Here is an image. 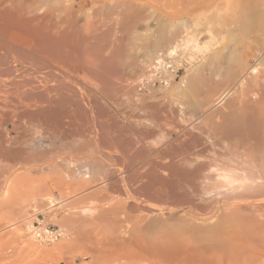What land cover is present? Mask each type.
Listing matches in <instances>:
<instances>
[{
    "label": "rangeland",
    "instance_id": "374dc122",
    "mask_svg": "<svg viewBox=\"0 0 264 264\" xmlns=\"http://www.w3.org/2000/svg\"><path fill=\"white\" fill-rule=\"evenodd\" d=\"M165 2L167 4V6L170 5L171 7L169 8V6H168L167 10H166V7H164L163 10H162V8H160V9L156 8L155 9L156 11L152 15L148 12V10L146 8H144L145 10L143 8H141L143 10H138L139 8H137V10H135L134 13H136V14L138 13L137 14L138 16L133 15L134 13H133V11H131L132 9H129V10L133 14L131 13V14L126 15L129 10L126 9L127 11L123 13L124 8L117 10L116 13H115L116 9H113L114 11L111 9L113 12L111 10H110L111 12L109 10H107V11L105 10L106 12L101 11L102 13L97 12L98 15H97V13H95L94 14L95 16L93 15L95 18L92 17L93 20L91 19V21L94 25L92 23H90V25L92 24V26H89V28H87L89 30H86L87 26H86V24H84L83 19L78 24V26L72 27V26H70V24L69 25H67V24L65 25V23L63 24L62 23L63 20L61 18L64 19L65 15H62V14H64L62 12H61V14L58 13L59 11H62V7L61 6H59V7L58 6H54V7L51 6L48 9V13H49V11L52 12V16L54 17V20L52 22V17H49V18H51V19H48L49 25L46 26L47 28L44 26L45 27L44 31L47 29L46 30L47 34H51V35L58 37V40H57V43H51L49 45L47 44V45H44L46 47L42 46L41 47L42 49L40 48L41 53H43L44 52L43 50L46 49L44 54H40L44 58H42L40 60H36L38 58L31 57V59L29 60L28 56L26 55L27 56L26 57L24 55L25 56L24 57L23 54L21 55L20 51L17 55L18 49H16V48L11 47L12 50H10V48L0 47L2 49V50H0V69H1L0 70V77H1L0 83L5 88V90H4V88L2 86H0V97L2 98V99H0V102L3 100L2 103H0V109H2V111L0 110V136H1L0 137V146H1L0 147V155H1L0 156V176H1L0 177V191H2L3 186L5 187V184H6L5 182H8V181H10V182L14 181V184L16 186H18V188H20V189L22 187H24V189H25V188L29 187L28 185H30V187L31 186L36 187L39 185L40 189L38 188L39 186L37 188H38V190H40V192H39L40 194H37L38 195L37 198H40V195H43V194H45L44 196H46V192L49 190L50 193L47 192V194H50L52 196L51 198H53V200H54L53 203L56 201L55 202L56 204L54 205L55 207L54 208L52 207L49 209L48 205L47 206L44 205L45 204L44 202H46L48 200L45 199L46 197L45 198L41 197L40 199H37V204H36L39 209H36V207H35L34 212H29L28 211L29 207L28 208L26 207L25 211H28V212L22 214V217L27 218L26 214L29 215L28 213H30L31 216L29 215L30 219L28 218L26 221H23L22 230L23 229L25 230V227H24L25 222L29 223L32 226L34 224V222H36V221H42V225H46V226L50 225V226L55 227L57 229H61V228H59L61 226L58 224L62 220V218H66V217L70 216V217H72V219H77V217H78V219H80V217H81L80 220H86L87 215H85L84 209H88V208L94 209V207H99V206L107 207V206L115 205L116 202L121 203L122 206H123V204H129L130 206L131 205L134 206V204L139 205V206L140 205H146V206L157 205V204H159V199L157 197H153V196H156L153 193L156 192L158 186L160 189H162V188H164V185L161 186L160 184H157V183H154V184H156V185H154V184H152L150 178L154 179L155 176H157L158 174H159L158 178L160 176H162L163 178H166V179H169V177H170V179L171 178L173 179L174 177L177 178V176H178L177 174L179 173V169L177 167H175V168L173 167L171 170H169V171H171V173H170L169 171H163L166 169L168 170L170 166L164 167L165 169H163L162 166H164V165L167 166V164L169 163L171 158L172 159L174 158V160L177 161V160H179V158L180 159L183 158V155L184 156H190V155L193 156L195 151H196L195 152V154H196L197 150L199 151V149L202 148V145H204L203 142H207L206 140H208V142H210L209 137H207L208 136L207 135L208 134L207 128H209L210 126L205 127L207 124H205V126H204V124H202L204 122L203 121L200 122L201 120H203L205 118L204 116H206V115L209 116L208 115L209 113L207 114V112H205V111L207 109L209 110L212 106H213V108H215V110L219 106V107H221V109L223 111H226V108H222V107H226V106H228L229 103L233 102V101H230V98H233V100H234V97L237 96L236 94L237 93L239 94L240 88L237 87V88H235V90L234 89L231 90L230 93L228 94L230 97L228 99V101L224 100L221 104H219L215 107V100L220 96L219 92L220 93L223 92L225 94L227 91L230 90V88H229L230 84L227 85L223 82L225 85L224 84L222 85V80H220V79L218 80L216 77L211 78V74L207 70L209 69L208 66L210 65V63L213 59L210 61V63L208 61L211 58H213V56L221 55V57H226L227 52L229 50H230V52L228 54L232 53L233 51L238 50L237 48L234 47L236 42L237 41L240 42L243 40L242 42L244 44L249 39V37H247L245 35V33H244L245 31L243 32V31H237L236 30L237 28L234 26L235 24L233 23L234 22L233 16H231L230 14H229L230 15L229 16L227 14L230 12H231V14H233V12H235L232 8L233 6L230 8L231 9L230 11L226 10L225 7L223 9H221L223 6L222 7L220 6L221 11L217 10V14L218 13L219 14L217 16H216V13L214 14L216 16V18L212 14V12H210V11L207 12L206 14H203V16H201V17H198L195 14H194L195 16L193 15V17H192V15L191 16L189 15V17L187 16L188 22L190 21L192 23V21H194V20H195V22H197V23L193 22L192 26L189 25V27H188V25H187V26H185L186 28L184 27L185 28L184 30L188 31V29H189V32L191 34H189V32L187 34V31H186V34H187V36H186V34L184 35L185 32L182 31L183 28L181 27L179 29H180L181 33L183 34V36H185V39H187V40L190 39V41L188 40L189 41L187 44L188 46H185L184 48L178 50L176 57H175V60L170 63L169 61H167L168 58L165 56V51L167 50L169 43L166 45H161V47L159 46V48H157L155 51L151 46V44H153L154 38L158 35V31H156V30L158 29L159 24H163L165 27L168 26L167 28L164 27V30L166 29V32L168 29L172 30V28H174V26H175V25L173 27L169 26L170 23H168V22H170L171 19L169 17H167V15L170 14V11H171L170 9L172 8V3H170L171 2L170 0H165ZM254 2H255V4H254ZM254 2L253 3L251 2L250 9L256 10V3L258 4L259 2L257 0H254ZM144 3L142 2V4H144ZM260 4H261V2H260ZM260 4L257 7V10L262 7L261 6L262 4L261 5ZM55 9H57V11ZM75 9L77 10L78 8L75 7L74 10ZM228 9H229V7H228ZM262 9H263V7L261 8V10ZM84 12H86V11L83 10L81 13L84 14ZM117 14L120 16H118ZM207 14L210 16H214V17H212V18L207 17ZM129 15H131L130 16L131 18L129 17ZM80 16H81V14H80ZM83 16L84 15H82L81 18ZM132 16H134V17H132ZM183 16H184V18L186 17V15H183ZM162 17H163V19H162ZM165 17H166V20L169 19V21H166ZM203 17L205 19H203ZM126 18L127 19L129 18L131 20L129 22H127ZM188 18H190L191 20L190 19L188 20ZM206 18H209L210 21H208V19H206ZM57 19H58V21H55ZM59 19L62 20V21H60V25H58ZM227 19H229L230 21H228ZM231 19L233 21L232 23H231ZM184 20H186V18ZM101 21H103V22H101ZM113 21H114V23H113ZM157 21L159 23H157ZM46 22L47 21H45L43 23V25H46ZM48 22H47V24H48ZM56 22H57L58 26H56ZM163 22H167L168 24L165 23L167 26ZM208 22L209 23L211 22V23L209 24ZM52 23H55V25ZM226 23H228V25ZM186 24H187V22H186ZM195 24L196 25L198 24V25L195 27L194 26ZM259 24L256 21V23L254 25L256 26ZM63 25H65L66 27H64ZM79 25H80V27H79ZM254 25L252 23L251 26L248 25V27H246V28L248 29L249 33L253 30H255L256 33H257V31H259L262 35L260 33H258L259 36L256 35V37L257 36L260 37L261 40L259 38L258 39L260 41H263L261 36H264V34H263L264 31L261 30L260 27H257V29H256ZM69 26H70V28H68ZM252 26H254L253 27L254 29L251 28ZM76 27L77 28L79 27V28L77 29ZM90 27H91V29H90ZM190 27H192V28L195 27V28L190 29ZM206 28H208V29L210 28V29L207 30ZM229 28L230 29L235 28V31L233 32V30H232L231 32H233L235 34V32L237 31L238 36H236V34L234 35L233 33H231ZM204 29H206L207 32H205ZM190 30H194V31H192L193 34ZM255 31L251 32L254 34L250 33V34H248V36L252 37V39L256 41L258 39L254 38V36L256 34ZM203 32H205V33H203ZM226 32L227 33L229 32V34H227ZM210 33L212 34V36L214 35L213 38H212ZM220 33L222 35H220ZM223 33H226L227 36L225 34L223 35ZM243 33H244V36H243ZM241 34H242V37H240ZM191 35H192V37H189ZM208 35H210V37ZM223 36L224 37L226 36L225 39L223 38ZM245 36L248 39L245 38ZM233 37H235L236 40L233 39ZM237 37H239V38H237ZM240 38L242 40H240ZM252 39H250L249 41H253ZM229 41H231V42H229ZM249 41H248V43H251ZM258 41L255 42V44L252 42L253 44L251 45L252 50L254 51V52L253 51H251V52H253L254 54H256L257 48L259 49V47H261L263 45V44H261V42L259 43ZM242 42H240L239 46L237 43L236 47H238V48L241 47ZM217 43H218V45H217ZM221 43H223L224 46L221 45ZM248 43L246 42V44H248ZM257 43H259V44H257ZM255 47H256V50H255ZM223 48H225V49H223ZM211 50H213V52L214 51L215 52L213 54H211V52H212ZM216 50H220L222 52L218 51V53H217ZM4 51H5V53H4ZM7 51H9V52L7 53ZM10 51H12V52L14 51V53H12ZM38 51H40V50L38 49ZM225 51H227V52H225ZM222 53L224 54V56ZM4 54H6V56ZM160 54H161V56H160ZM156 55L160 56V58H162L161 61L163 63L167 64L166 69H168V71H170L173 74V77H172L173 80L171 79L168 81L169 85H163V84L157 83L153 87L149 86L150 88H148V86L147 87L145 86V88H144V86H143L142 90H144V91L139 92L137 87H138L141 80H142V82L150 80V79L154 80V81L155 80L159 81L160 79H162L164 77L162 74H160V76L162 78L159 76V73H158L159 68L158 67H157V70H155V68L152 67V66H155L156 64L151 65V63L153 62L152 58L156 57ZM210 55H212V56H210ZM22 59H23V61H22ZM207 59H209V60L207 61ZM32 60H35V61H32ZM202 60L204 62L207 61L209 64L207 62H205L206 64L203 63V65L205 64V67L202 66L201 65L203 62ZM20 62L25 63V64H22ZM27 62H28V64H27ZM19 64H21V65H19ZM19 66L23 67L24 69L23 68L19 69ZM25 66H26V68H25ZM196 68H198V69L202 68L203 73H205V74L202 73L203 75H200L201 78L203 76L202 80H200V82H202L203 85L200 82L198 83V80L200 79V78H198L199 77L198 73L200 71L196 70ZM205 68L207 69L206 71L210 74V78L208 77L209 75L207 74V72H204ZM18 69L21 71H19ZM196 71L197 72L199 71V72L197 73ZM41 72H43V73H41ZM147 72H149V73H147ZM201 72H200V74H201ZM195 73H197L196 76L194 75ZM156 76H158V77H156ZM14 77L17 80H15ZM21 77H23V78L25 77V78L23 79ZM149 77H151V78L149 79ZM191 77H192V79L194 77H196L198 80L196 78H194V80L199 85L196 84V82L193 81L191 79ZM247 77L248 76H246V78ZM9 78H10V80H9ZM11 78H13V79H11ZM37 78H39V79H37ZM152 78H157V79H152ZM215 78L218 80L219 83L221 81L220 85L218 82L216 84ZM5 80H8V81L5 82ZM189 80H192L193 82H191V81L189 82ZM183 81L185 83H183ZM212 81H214V82L212 83ZM12 83H13V85H11ZM191 83H193V84H191ZM194 83H195L196 87H193ZM210 83L213 85L215 84V85L213 86ZM16 84H17V86H16ZM144 84L146 85L149 83H144ZM189 84L192 85L193 89L190 87ZM208 84L215 87V89L222 88V90H219V89L213 90L212 88L210 89L209 87H211V86ZM248 84L250 85L248 87L251 88L250 90H252L253 87L251 86L250 83H248ZM26 85H28V86L23 88L24 91L27 89L26 94H24L25 92L22 91L21 89L23 86H26ZM47 85H48V87H47ZM184 85L189 86V88H187L186 92H184V89L186 87ZM216 85L217 86L222 85V86L216 88ZM8 86H11V87H8ZM225 86L229 90L226 89V91H225V88H223ZM13 87H17V88H13ZM18 87H19L20 91L18 90ZM28 87H30V89ZM177 89H180L179 91H181L182 94L179 93V95H178L176 93ZM29 90H31V91H29ZM254 90L255 89L253 88L252 92ZM217 91H219L218 92L219 95H217V93H216L215 94L216 96H215L213 93H215ZM21 92H23V94H24V96H26V98H29V100H33V101H35V99H38L37 94L40 95V93L42 96H40L41 98L38 96L39 100L47 97L48 98V99L46 98L47 104H46V102H45V105H44V103H41V105L42 104L44 105V106L42 105L43 108L45 107V109H46V111L44 109V113H46L47 109H49V108H47L48 106H46L49 104L51 106V107L50 106L49 107L51 108L52 112H55V114H56V115H54V113H52L51 115L57 117V118H54L57 121L56 120H54V121H56L57 123L60 122V124H57L56 122L53 121V116L48 115V114H50L49 112H51V111L48 110L49 111L48 113L43 114V115H45L44 117H46V119H49L50 121L52 120L54 123L57 124L56 125L53 123V125L55 127L52 125V127L50 128V131L48 133L46 132L44 127H43L44 129L41 128L42 126L41 127H35L34 124L30 125L35 120L33 118H37L36 117L37 114H36V116L34 115L35 109H34L33 113H32L33 109L30 110L32 117L31 116L29 117V115H28V113L30 114L29 111L27 113V110L22 111L23 110L22 108L20 109L19 107H17V108L15 107L17 101H19L18 98L20 99V101L22 99H24V96ZM27 92L31 93V94L33 93L34 95L36 94L37 96L31 95V94L30 95L28 94L29 95L28 96ZM211 93L214 95V97H216L215 99L212 98L213 95ZM18 94H21V95L18 96ZM48 94H49V96H48ZM44 95H47V96H44ZM211 95H212V97H211ZM233 95H234V97H233ZM15 96H17L18 98ZM57 96H59V97H57ZM4 97L6 98V100ZM30 97L31 98L33 97V98L31 99ZM210 97H211V99H210ZM14 98H17V99L15 100ZM227 98L228 97H226V99ZM8 100H9V102H8ZM195 100L198 102H196ZM206 100H207V103H208V101L212 100L214 102V105H212L213 103H211V104H208V106L205 108V105H207ZM44 101L41 100V102H44ZM48 101H50L51 103L50 102L48 103ZM180 101L183 102L184 104L181 103ZM212 101H210V102H212ZM3 103L5 105H3ZM179 103H181V104L179 105ZM13 104H15V105H13ZM182 104L185 106H183ZM6 105H8V106H6ZM184 107H185V109H184ZM219 107H218V109H219ZM7 109H9V110H7ZM211 110H212V108H211ZM8 111L9 112L11 111V112L9 113ZM89 111L91 114L89 113ZM214 111H212V112L214 113ZM223 111H221V113H219V115H218V113L217 114L215 113L216 116H215V114L212 113V116L214 115V119L211 115L209 117H211L213 120L216 119L215 121H217V122L222 121V112ZM1 112H3L4 114ZM17 112H18V115H17ZM21 112L22 113L26 112V114L25 113L22 114ZM171 112H172V114H171ZM218 112H219V110H218ZM15 113H16L17 117L15 116ZM175 113L177 115H175ZM151 114H152V116H151ZM170 114H171V116H170ZM236 114H238V112ZM239 114H240V112H239ZM21 115H23L24 120L21 117ZM47 115L50 116L51 118L50 117L47 118ZM179 116L181 119H179ZM4 118H5V120H4ZM6 118H8V119H6ZM14 118H15V120H14ZM211 118H210L211 123L215 122V121L211 120ZM220 118H221V120H219ZM25 119H27V120H25ZM58 119H59V122H58ZM168 119L171 121V123ZM31 120H33V121L31 122ZM64 120L66 123L63 122ZM208 120H209V118H208ZM208 120H206V121H208ZM24 121L25 122L27 121L26 123L29 125H27ZM28 121L31 123H29ZM157 122H158V125H157ZM33 123H35V122H33ZM211 123L209 122L208 125H212ZM68 124H69V126H68ZM162 125H164V126H162ZM200 125H203V128L205 127L207 130L201 128L202 126L200 127ZM28 126H30V127L28 128ZM36 126H38V124ZM56 126H57V128H56ZM188 126H190V127H188ZM198 126L200 127L199 130L197 129V128H199ZM22 128L25 131H23ZM56 129L57 130L59 129V130L57 131ZM60 130H62V131H60ZM201 130L202 131L206 130V131H204L202 134ZM41 131H45L46 135H45V132H41ZM40 132L43 133L44 135L41 134ZM57 132H59V133H57ZM50 133L52 135H49ZM204 133H206L207 136H205ZM60 134H61V136H60ZM68 134H69V136H68ZM50 136H52V137H50ZM56 137H58V138H56ZM67 137H69V138H67ZM21 139H22V141H21ZM180 140H182V141H180ZM4 141H5V144H4ZM263 141H264V139H263ZM183 142H185V143H183ZM59 143H61V144H59ZM69 143H70V145H69ZM192 143H196V144H192ZM233 143H235V142H233ZM251 143L253 144L254 142H251ZM62 145H63V148H62ZM178 145H180V146H178ZM262 145H264V143L262 144V142H261L257 146L260 148V146H262ZM64 146L66 147L67 150L64 149L65 148ZM69 146H71V147H69ZM19 147L21 149H19ZM56 147H57V149H56ZM215 147L219 149V147H217V146H215ZM161 150H162V152H161ZM166 150H167V152H166ZM40 151H42V152H40ZM30 152H32V154ZM55 152H56V154H55ZM186 152H187V154H186ZM188 152H190V153H188ZM28 153H29V155H28ZM158 153H160L161 155L164 154L165 156L166 155L167 156L166 157L164 156L165 158L163 157L164 159H161V156L158 155ZM33 154H34V156H33ZM35 154L38 156H35ZM9 155H10V157H9ZM11 155H13V156L11 157ZM40 155H42L44 158L41 157ZM51 156H52V158H51ZM192 156H190V157L193 158ZM159 157H160V159H159ZM29 158L32 159V161H29L30 160ZM156 158H157V160H156ZM148 161L150 163L156 162V164H157L156 166H158L160 163H162V165H160V167L158 166L159 167V169H158V167L156 168L155 164L151 163L150 165L151 166L153 165L154 171L150 169L151 171L149 172L148 170H149L150 166H149ZM60 162H61V164H60ZM26 163H28V165ZM54 163L57 166L54 165ZM21 164L22 165L24 164V166H22ZM67 165H68V167H67ZM73 165H74V167H73ZM146 165L149 166L148 170H147V172H149V173L144 174V172H146V169H147L145 167ZM58 166H59V168H58ZM4 167L7 170L5 169V171H2V169ZM23 167H25L26 169ZM142 167L146 168V169H144L145 171L142 169ZM72 168H74V169H72ZM155 168H156V170H155ZM176 168H177V170H176ZM142 170H143V172H142ZM155 171H157V172H155ZM139 172L144 174V175L142 176V174H140ZM173 172L175 174H172ZM68 173H70V174H68ZM71 173H74V174L72 175ZM151 173H152V175L154 174V178L152 177ZM137 174H139L140 176ZM170 174H172V175H170ZM63 177H64V179L66 178L65 181H64ZM175 178H174V180H175ZM179 178L180 177H178V179L176 180L177 182H179L178 181ZM68 179H69V183L67 182ZM73 180H75V182L76 181H78V182H76L74 184ZM81 180L85 183L89 181V184L87 183L88 189L84 183L83 184L85 185V187H84V185L82 186ZM79 181H80V183H79ZM91 182H92V184H91ZM145 182H146V184H145ZM8 184L6 186H8ZM152 185H154V186H152ZM77 186H78L79 190H77ZM145 187H147V188H145ZM44 188H46V189H44ZM153 188H154V190H153ZM159 188H158V190H160ZM147 189L148 190L150 189V191L153 192L152 196H151L150 191L145 192V191H148ZM76 190L78 192H75ZM35 192L37 193V190ZM35 192H33V194H32V192H30L29 195L31 194V195L35 196L34 195ZM41 192H42V194H41ZM73 192H75V194ZM148 193H150V194H148ZM31 195H30V197H31ZM65 195L67 197V198L65 197L66 201H65V199H63ZM190 196L191 197L193 196L192 197L193 199H197L196 202H198V199H199L202 203H205V205L206 204L208 205V203L210 201L207 199H210V197H214L215 195H203V194H199V195L194 194L193 195L192 194ZM195 196H196V198H194ZM156 199L158 200V202ZM43 200H44V202H43ZM63 200L65 202H62ZM103 200L105 202H108L109 205L104 203ZM161 200L162 199H160V201ZM163 200H162L163 204H160V205L170 206V204L173 205L174 203H175V205L180 204L179 202H173V204H172L171 200H167V202H165L166 199L164 201ZM60 201H61V203H59ZM57 202L59 203V205H57ZM111 203H115V204H111ZM121 204H119V205H121ZM116 205H118V204H116ZM40 206L41 207L45 206V207L43 209L42 208L40 209ZM69 206L70 207L73 206V207L71 209H69ZM126 206H128V205H126ZM85 207H87V208H85ZM74 212H76V213H74ZM19 214H18V216H19ZM14 215L16 216V214H14ZM85 216H86V219H85ZM22 217H20V218H22ZM73 217H75V218H73ZM110 217H112V216H109V219H106V221H110ZM15 218H18V217H15ZM63 229L64 228H62V230ZM65 231L66 230L64 229L63 232H65ZM27 234H28V232H27ZM28 235H30V234H28ZM87 235L89 237H92L94 235V233L92 232L91 229H89L87 231ZM63 239H64V236H62L61 239H59L56 243H52V245L54 246L55 244H59L61 241H63ZM52 245H50L48 247H51ZM43 248L48 249L47 246H43ZM76 251L77 250H68L67 249L61 255L56 257V263H53V264H79V263L82 264V262L86 263L88 260L82 261L80 258H78L75 255ZM110 253L112 255L114 254V252H112V250ZM115 253L116 254L119 253L121 255L122 252L118 251ZM109 254L107 252V255H109ZM111 254L109 256H111ZM115 256L116 255H114V260L117 259V257L119 255L117 254L116 258H115ZM112 257L113 256L110 257V262L112 260ZM46 263L48 264V262H46ZM111 263H115V262H111ZM43 264H45V263H43Z\"/></svg>",
    "mask_w": 264,
    "mask_h": 264
},
{
    "label": "bare ground",
    "instance_id": "6f19581e",
    "mask_svg": "<svg viewBox=\"0 0 264 264\" xmlns=\"http://www.w3.org/2000/svg\"><path fill=\"white\" fill-rule=\"evenodd\" d=\"M170 1H171L170 3H172V8L170 9L171 10L170 14H168L167 17H169L172 21L170 20V22H168V23H170V25H169L170 27H173L174 25L175 26H174V28H172V30L168 29L169 31L167 30V32H166V29L164 30L165 26L163 24H159L158 29L156 30V31H158V35L154 38L153 44H151L152 48L155 51L157 48H159V46L161 47V45H166L169 43L168 48L165 51V56L168 58L167 61H169L170 63L175 60V57H176L178 50L184 48L185 46H188L187 44L190 41V39H188L189 41L187 39H185V36H183V34L181 33V31L179 29L182 27L183 28L182 31L185 32L184 33V35H185L186 31H187V30H184L186 28L185 26L188 25V27H189V25H191V26L193 25L192 24L193 22L197 23V22H195V20L192 21V23L190 21L188 22L187 16L189 17V15L190 16L192 15V17H193V15L195 14L198 17H201V16H203V14H206L207 12L210 11V12H212L213 15L216 13V16H217L219 14V13L217 14V10H220V6L221 7L223 6L221 9H223L225 7L226 10H228V11H230L231 10L230 8L233 6L232 8L235 12H233V11L232 12L234 15L231 14V12L227 13V14L228 15L230 14L231 16H233L234 22L231 19V23L233 22L235 24L234 26L237 28L236 29L237 31H243V32L245 31L244 32L245 35L247 37H249V39H248L245 36V38L248 39L246 41L247 43L250 39H252V37L248 36V34L255 31V30H253L254 29L253 27L255 26L254 24L256 23V21L258 24L259 23L260 24L256 25L255 28L257 29V27H260V29L264 31V0H257L259 3L258 4L256 3V10H257V7L259 6L260 2L262 4V5L261 4L260 5L263 7V9L261 10L262 7L260 6L261 8L258 9L257 11L254 9H250L251 2L253 3L254 0H170ZM142 2L143 3L145 2V3L142 4ZM255 2H254V4H255ZM51 6H53V7L54 6H58V7L61 6L62 11L58 10L59 11L58 13L61 14V12H62V13H64L62 15H65L64 19L61 18L63 21L59 19L58 25H60V21H62V23L63 24L65 23V25L70 24V26H72V27L78 26V24L83 19L84 24H86V26H87V27L85 26L86 30H89L87 28H89V26H92L93 23H92L91 19H92V17L95 16L94 14L97 12H101V11L106 12L107 10L110 11L111 9L112 10L116 9L115 10V13H116L117 10L124 8L123 13L129 9H132L131 11H133V13H134V11L137 10V8H139L138 10H143L144 8H146L148 10V12L152 15L156 11L155 10L156 8L157 9L162 8V10H163L164 7H166V10H167L168 6H169V8L171 7L170 5L167 6L165 0H0V47L10 48V50H12L11 47L16 48V49H18L17 55L20 51L21 55L22 54H23V56L27 55L29 60L31 59V57L38 58L36 60H40V59L44 58L40 54H44L46 49L43 50L44 52L42 51L43 53H41V49H42L41 47L42 46L46 47L44 45H47V44L49 45L51 43H57V40H58V37L51 35V34H47V31H46L47 29L44 31V28L47 25H49L48 19H51L49 17H52V22L54 20V17L52 16V12L49 11V13H48V9ZM75 7L78 9L74 10ZM228 7H229V9H228ZM141 8H143V9H141ZM55 10L57 11V9H55ZM83 10L86 11V12H84V14L81 13ZM131 11L129 10L126 15L131 14L132 13ZM80 14H81V16L82 15H84V16L81 18ZM137 14L134 13L133 15H137ZM97 15H98V13H97ZM183 15H186V17H185L186 20H184L185 18ZM118 16H120V15H118ZM130 16L131 15H129V17ZM214 16H210L207 14V17L212 18ZM216 16H215V18H216ZM132 17H134V16H132ZM163 17H162V19H163ZM128 19L126 18L127 22H129L131 20V19H129V20ZM189 19L190 18H188V20ZM203 19H205V18L203 17ZM206 19H208V21H210L209 18H206ZM165 20H166V17H165ZM227 20L230 21L229 19H227ZM45 21H47L48 24L46 22V25H43V23ZM55 21H58V19ZM166 21H169V19ZM101 22H103V21H101ZM186 22H187V24H186ZM90 23H92V24L90 25ZM113 23H114V21H113ZM157 23H159V22L157 21ZM163 23L165 24L167 22H163ZM252 23L254 25L251 27V28H253L252 29L253 31H251L249 33V31L246 27H248V25L251 26ZM52 24L55 25V23H52ZM226 24L228 25V23H226ZM58 25L56 22V26H58ZM65 25H63V26L66 27ZM197 25L195 24L194 26L196 27ZM70 26L68 28H70ZM79 27H80V25H79ZM167 27H165V28H167ZM195 27H193V28H195ZM191 28L192 27H190V29ZM90 29H91V27H90ZM206 29L209 30L210 28L209 29L206 28ZM206 29H204L205 32H207ZM232 30L234 32L235 28L230 29V32ZM190 31L192 32L194 30H190ZM237 31L235 32L236 36H238ZM188 32H189V29L187 31V34H188ZM205 32H203V33H205ZM233 32H231V33H233ZM226 33H223V35L224 34L226 35ZM244 33H243V36H244ZM255 33H256V31H255ZM258 33H260V32L257 31L254 38H256V39L259 38L261 40V38L258 37L259 36ZM187 34H186V36H187ZM189 34H191V33L189 32ZM192 34H193V32H192ZM227 34H229V32ZM251 34H254V33H251ZM263 34H264V32H263ZM220 35H222V34L220 33ZM256 35H258V36L256 37ZM208 36L210 37V35H208ZM211 36H212V34H211ZM213 36H212V38H213ZM189 37H192V35ZM225 37L223 36L224 39H225ZM240 37H242V34L240 35ZM261 37H262L263 41H260L259 39H258L259 41L258 40L255 41L252 39L253 41H249L251 43H248V44H246V42L243 44V42H242L243 40L240 38V40H242V41H240V42H242L241 47H239V48L236 47V44L238 43V46H239L240 42L237 41L236 44L233 42L235 44L234 47L237 48L238 50L235 49L236 51H233L230 54H228L230 52V50L228 52L225 51V52H227L226 57H221V55H219V56H213V58L210 57L211 58L210 60L207 59V61L209 60L208 61L209 63L212 59L213 60L211 61L210 65L208 66L209 67L208 70L206 68H205V70L203 69L204 72H207V71L210 72L211 78L216 77L218 80L219 79L222 80V85L224 83L227 85L230 84L229 85L230 90L227 89L226 86L223 87V88H225V91H226V89L229 90L225 94L223 92L220 93L219 91H217L215 93L212 92L214 95L216 93H217V95L220 94V96L215 100V107L217 105L221 104L224 100L228 101V99L230 98L228 94L230 93L231 90H233V89L235 90V88L239 87L240 91H239V94L238 93L236 94L237 95L236 97H234V95H233L234 100H233V98H230V101H233L232 103H229L228 106H226V107H222V108H226V111H223L221 109V107H219V106H218L219 109L217 107L216 110H215V108H213V106L211 107L212 110H211V108L209 110L205 109L206 110L205 112H207V114L209 113L208 114L209 116L210 115L212 116V113H213L212 111H214V110L215 111L213 114L218 113V115H219V113H221V111L224 112V113L222 112V121H219V120H221V118L218 120L219 122L215 121L216 119L213 120L214 115L212 116L213 119L206 115V116H204L206 119L204 118L203 120L200 121V122H202V121L204 122V123H202V124H204V126H205V124H207L205 127L210 126L209 128H207L208 129V131H207L208 136L206 135L207 132L204 133L205 136L209 137L210 142H208V140H206L207 142H203L204 145H202V148L200 147L201 149H199V151L197 150L196 154H195V152H196L195 151L193 156L190 155L193 158H191L190 156H184V155H183V158H181V159L179 158V160H177V161L174 160V158L173 159L171 158L169 163L167 164V166L166 165L162 166L163 169H165L164 167L170 166L168 170L166 169L163 171H169L173 167L174 168L177 167L179 169V173L177 174L178 176L176 175L177 178L174 177L175 180H174V178L170 179V177H169V179H166V178H163L162 176H160L158 178V176H159L158 173H157L158 175L155 176V178H154V174L152 175V173H151L152 177L154 178V179L150 178L152 184L157 183V184H160L161 186L164 185V188L161 187L162 189H160L158 186L157 190L155 189L156 192L154 191L155 193L151 192L150 189L149 190L147 189L148 191H145V192L150 191L151 196L153 194L156 195L153 197H157L159 199V204L152 205V206H146V205H140L139 206V205H135V204H134V206H132V205L130 206L129 204H123V206H122L121 203L116 202V204H118V205H116L115 203H111V204H115V205L110 204L111 206H107V207L99 206V207H94V209L93 208L92 209L91 208L90 209L89 208L84 209V213H85V215H87V219L85 216L86 220H80L81 217H80V219H78V217H77V219H72V217H70V216L69 217L65 216L66 218H62V220L58 224L61 226V227H59V228H61V229H59V231L61 230L60 232L62 233V236H64V239L59 244H55L53 246L52 243L51 244H45V243L37 240L35 235L33 234V227L29 223L25 222V224H24L25 230L24 229L22 230L23 221H26L28 218L30 219V216H31V214L28 213L30 216L26 214L27 218H24V217H22V214L27 213L28 211L34 212L35 207H36V209H39L36 205L37 199H40L41 197L42 198L46 197L45 199L48 201L44 202V200H43V202L45 203L44 205H46V206L48 205L49 209L52 207L53 208L55 207L54 205L56 204L55 203L56 201L53 203L54 200H53V198H51L52 196L50 194H47V192L50 193L49 190L48 191L46 190L47 192L45 191L46 196H44L45 194H43V195H40V198H37L38 197L37 194H40L39 193L40 190H38V188L40 189L39 185H38L39 187L38 186H36V187L31 186L30 187V185H28L29 187H27L25 189H24V187H22L20 189V188H18V186H16L14 184V181H11V182L10 181H8V182L4 181L6 183L5 187L3 186L2 191H0V264H43V263L47 264L46 262H48V264H53V263H56V257L61 255L67 249L68 250H77L75 255L78 258H80L82 261L88 260L86 263L82 262V264H264V145L260 146V148L257 146L261 142H262V144L264 143V141H263V139H264V36H261ZM237 38H239V37H237ZM233 39L236 40L235 37H233ZM257 41L259 43L261 42V44H263V45L261 47H259V49L257 48V50L255 47V50L257 52H256V54H254L253 53L254 51L252 50L251 45L253 43L255 44V42H257ZM229 42H231V41H229ZM259 43H257V44H259ZM217 45H218V43H217ZM221 45H223V43H221ZM38 49L40 51H38ZM223 49H225V48H223ZM0 50H2V49L0 48ZM220 50H216L217 53ZM5 51H4V53H5ZM211 51H212L211 54H213L215 52V51L213 52V50H211ZM251 51H253V52H251ZM8 52L9 51H7V53ZM10 52H12V51H10ZM220 52H222V51H220ZM12 53H14V51ZM6 54H4V55L6 56ZM160 56H161V54H160ZM160 56L156 55V57L152 58L153 62L151 63V65L156 64L155 66H152V67H154L155 70H157V67H158L159 68V72H158L159 76H160V74H162L164 77L163 78L161 76L160 77L164 80L169 81L172 79L173 74L170 71H168V69H166L167 64L163 63L161 61L162 58H160ZM210 56H212V55H210ZM223 56H224V54H223ZM22 61H23V59H22ZM32 61H35V60H32ZM207 61H205V62H207ZM28 62H27V64H28ZM205 62L203 61L201 64L204 67L206 64ZM20 63H22V62H20ZM203 63H205V64L203 65ZM22 64H25V63H22ZM19 65H21V64H19ZM21 68H23V67L19 66V69H21ZM25 68H26V66H25ZM196 70H199L201 72L202 68H199V69L196 68ZM19 71H21V70H19ZM200 72L198 73V76H199L198 78H200L199 80L196 77H194L198 80V83L203 78V76L201 78L200 75L205 74V73H203V71L201 72V74H200ZM208 72H207V74L209 75L208 77L210 78V74ZM41 73H43V72H41ZM147 73H149V72H147ZM197 73H195L194 75L196 76ZM246 76H248V77L246 78ZM156 77H158V76H156ZM21 78H23V77H21ZM150 78L151 77H149V79ZM194 78L192 79V77H191V79L193 81H195ZM11 79H13V78H11ZM37 79H39V78H37ZM152 79H157V78H152ZM217 79L215 80L216 84L218 82ZM9 80H10V78H9ZM15 80H17V79L15 78ZM192 80H189V82L190 81L193 82ZM6 81H8V80H5V82ZM155 81H158V80H155ZM213 82L214 81H212V83ZM183 83H185V82L183 81ZM198 83L196 82V84H198ZM200 83L202 84V82H200ZM248 83H250L251 86L255 89L253 92H252L253 88H252V90H250L251 88L248 87V86H250ZM191 84H193V83H191ZM191 84H189V85L192 88ZM210 84H208V85H210ZM220 84H221V81H220L219 85ZM11 85H13V83ZM211 85H213V84H211ZM219 85L218 86L216 85V88L222 86V85L221 86H219ZM0 86H2L1 83H0ZM16 86H17V84H16ZM27 86L28 85L23 86L22 89L21 88L20 89L22 91H24L23 88L27 87ZM143 86H144V88H145V86L146 87L148 86V88H150L149 87L150 84H146V85L143 84ZM184 86H186L184 89V92H186L187 88H189V86H187V85H184ZM213 86H211L209 88L210 89L212 88L214 90L215 87H213ZM8 87H11V86H8ZM47 87H48V85H47ZM193 87H196L195 83H194ZM13 88H17V87H13ZM28 88L30 89V87H28ZM180 89H177V91H176V93L178 95H179V93L182 94V92L179 91ZM218 89H215V90H218ZM4 90H5V88H4ZM18 90H19V87H18ZM26 90L24 91L25 92L24 94H26ZM219 90H222V88H220ZM29 91H31V90H29ZM218 92H219V94H218ZM21 93L23 94V92H21ZM24 94H23V96H24ZM28 94L30 95L31 93L27 92V95ZM49 94H48V96H49ZM19 95H21V94H18V96ZM31 95H34V94L32 93ZM37 95L39 97L42 96L41 93H40V95L39 94H37ZM37 95L35 94L34 96H37ZM212 95H211V97H212ZM214 95L212 98L215 99L216 97H214ZM38 96H37L38 99H35V101L29 100V98H26V96H24V99H22L20 101V99L17 96H15L18 98L19 101H17L16 105L15 104H13V105H15L16 108L17 107H19L20 109L22 108L23 109L22 111L27 110V113H28V111L30 112V110H32V109H33L32 110V113H33V111L35 109L34 115L36 116V114H37V116H36L37 118H33V119H35L34 121L31 120V122L33 121L35 123H33V122L31 123L29 121L28 122L31 123L30 125L34 124L35 127H41V126H42L41 128L44 127L46 132L48 133L50 131V128L52 127L53 123L57 121L54 118H57V117L51 115L52 113H54V115H56V114H55V112H52V110L50 108L51 106L49 104L46 105V106H48L47 108H49V109H47L46 113L51 111V112H49L50 114H48V115L53 116V121L54 120H56V121L53 122L52 120L50 121L49 119H46V117H44L45 115H43V114H46V113H44L45 107L43 108V106L45 105L47 97L39 100ZM44 96H47V95H44ZM57 97H59V96H57ZM211 97H210V99H211ZM226 97H228V98L226 99ZM17 98H14V99L16 100ZM0 99H2V98L0 97ZM5 100H6V98H5ZM9 100H8V102H9ZM41 100H43V101L45 100V101L41 102ZM212 100H210V101H212ZM2 101L0 103H2ZM210 101H208V103H207V100H206L207 105H205V108L208 106V104L213 103L212 105H214V102L213 101L210 102ZM49 102L50 101H48V103ZM196 102H198V101H196ZM41 103H44V105L42 104L43 105L42 106ZM181 103H183V102H181ZM181 103H179V105ZM46 104H47V102H46ZM3 105H5V104L3 103ZM6 106H8V105H6ZM183 106H185V105H183ZM184 109H185V107H184ZM0 110L2 111V109H0ZM7 110H9V109H7ZM218 110H219V112H218ZM45 111H46V109H45ZM235 112L236 113L238 112V114H236ZM239 112H240V114H239ZM1 113H3V112H1ZM23 113L26 114V112H23ZM89 113H90V111H89ZM171 114H172V112H171ZM171 114H170V116H171ZM216 114H215V116H216ZM17 115H18V112H17ZM28 115L30 117L31 112H30V114L28 113ZM48 115H47V118L50 117ZM175 115H177V114L175 113ZM15 116H16V113H15ZM151 116H152V114H151ZM21 117L24 120L23 115H21ZM207 117L209 118V120ZM15 118H14V120H15ZM210 118H211V120H213L215 122L212 121L213 123H211ZM6 119H8V118H6ZM27 119H25V120H27ZM179 119H181L180 116H179ZM4 120H5V118H4ZM204 120L205 121L208 120L212 125H208L209 122L208 121L205 122ZM58 122H59V119H58ZM63 122H65V120ZM56 123H54V124H56ZM170 123H171V121H170ZM37 124H38V126H36ZM57 124H60V122ZM27 125H29V124H27ZM157 125H158V122H157ZM68 126H69V124H68ZM162 126H164V125H162ZM29 127L30 126H28V128ZM188 127H190V126H188ZM200 127L203 128V125H200ZM200 127L197 129L199 130ZM205 127L203 129H206ZM56 128H57V126H56ZM206 130H204V131H206ZM23 131H25V130L23 129ZM60 131H62V130H60ZM204 131L201 130L202 134ZM41 132H45V131H41ZM46 132H45V135H46ZM57 133H59V132H57ZM41 134H43V133H41ZM49 135H52V134L50 133ZM60 136H61V134H60ZM68 136H69V134H68ZM50 137H52V136H50ZM56 138H58V137H56ZM67 138H69V137H67ZM21 141H22V139H21ZM180 141H182V140H180ZM233 142H235V143H233ZM251 142H254V143L252 144ZM183 143H185V142H183ZM4 144H5V141H4ZM59 144H61V143H59ZM192 144H196V143H192ZM69 145H70V143H69ZM178 146H180V145H178ZM215 146L219 147V149L216 148ZM57 147H56V149H57ZM69 147H71V146H69ZM62 148H63V145H62ZM19 149H21V148L19 147ZM64 149H66V147ZM40 152H42V151H40ZM161 152H162V150H161ZM166 152H167V150H166ZM30 153L32 154V152H30ZM160 153H158V155L161 156V159H164L167 156V155L165 156L164 154L161 155ZM188 153H190V152H188ZM55 154H56V152H55ZM186 154H187V152H186ZM28 155H29V153H28ZM12 156L13 155H11V157ZM33 156H34V154H33ZM35 156H38V155L35 154ZM40 156L43 157L42 155H40ZM9 157H10V155H9ZM51 158H52V156H51ZM159 159H160V157H159ZM156 160H157V158H156ZM29 161H32V159H30ZM151 163L149 162L150 167L148 165L145 166L147 169L145 167H142L143 170L146 169V172H144V174L149 173L151 170H153V165L152 166L150 165ZM26 164L28 165V163H26ZM60 164H61V162H60ZM152 164H155V166L157 165L156 162H154ZM54 165H56V164L54 163ZM68 165H67V167H68ZM160 165H162V163H160L158 166L160 167ZM22 166H24V164ZM158 166H156V168ZM25 167H23V168H25ZM73 167H74V165H73ZM148 167H149V170H148ZM159 167H158V169H159ZM58 168H59V166H58ZM156 168H155V170H156ZM177 168H176V170H177ZM3 169H2V171H5L6 168L4 167ZM72 169H74V168H72ZM143 170H142V172H143ZM147 170L149 172H147ZM157 171H155V172H157ZM169 172L171 173V171H169ZM68 174H70V173H68ZM71 174L73 175L74 173H71ZM140 174H142V173H140ZM144 174H142V176ZM172 174H175V173L173 172ZM172 174H170V175H172ZM137 175H139V174H137ZM178 177H180L178 180L179 182L176 181L178 179ZM63 179H64V177H63ZM65 179H64V181H65ZM73 181H74V184L76 182H78V181L75 182V180H73ZM67 182L69 183V179ZM146 182H145V184H146ZM79 183H80V181H79ZM83 183L87 186V183L89 184V181L86 183L82 181V186L84 185ZM7 184H8V186H6ZM91 184H92V182H91ZM85 185H84V187H85ZM154 185H156V184H154ZM154 185H152V186H154ZM145 188H147V187H145ZM158 188L160 190H158ZM44 189H46V188H44ZM87 189H88V186H87ZM36 190H37V193L35 192ZM77 190H79L78 186H77ZM77 190L75 192H78ZM153 190H154V188H153ZM30 192H32V194H33V192H35L36 194L34 193V195L35 196L37 195V196L35 197V196L30 194L31 195V197H30V195H29ZM42 192H41V194H42ZM75 192H73V193L75 194ZM148 194H150V193H148ZM192 194L193 195L194 194L195 195H199V194L215 195V196L210 197V199H207L210 202L208 203V205L207 204L205 205V203H202L199 199H198V202H196L197 199H193L192 198L193 196L192 197L190 196ZM65 197H66V195L64 196V198L63 197L62 198L65 199ZM194 198H196V196ZM160 199H162V200L166 199L165 202H167V200H171L172 204H173V202H179L180 204L175 205V203H174L173 205L170 204V206L160 205V204H163L162 200L160 201ZM65 201H66V199H65ZM65 201L63 200L62 202H65ZM103 202L106 203L107 205H109L108 202H105L104 200H103ZM157 202H158V200H157ZM59 203H61V201ZM59 203L57 202V205H59ZM119 204H121V205H119ZM126 205H128V206H126ZM41 206H40V209L41 208L43 209L45 207V206L44 207H41ZM26 207L27 208L29 207L28 211H25ZM72 207L69 206V209H71ZM85 208H87V207H85ZM74 213H76V212H74ZM14 214H16V216ZM18 214H19V216L21 215L20 217H22V218H20L18 216ZM109 216H112V217H110V221H106V219H109ZM15 217H18V218H15ZM73 218H75V217H73ZM62 228H64L66 231L63 232L64 229L62 230ZM89 229H91L92 232L94 233V235L92 237H89L87 235V231ZM27 232L30 235H28ZM54 243H56V242H54ZM50 245H52V246L48 247ZM43 246H47L48 249H44L45 247L43 248ZM111 250H112V252H114L113 255L110 253ZM118 251L122 252V253H121V255L119 253H117L119 255L117 257V254L115 252H118ZM107 252H108V254L110 253L111 256H113L111 262H115V263L110 262L111 256H109L110 254L107 255ZM114 255H116L115 258L117 257V259H115V260H114Z\"/></svg>",
    "mask_w": 264,
    "mask_h": 264
},
{
    "label": "built area",
    "instance_id": "2783aa9c",
    "mask_svg": "<svg viewBox=\"0 0 264 264\" xmlns=\"http://www.w3.org/2000/svg\"><path fill=\"white\" fill-rule=\"evenodd\" d=\"M144 83H149L150 86H155V84H163V85H168L167 80L160 79L159 81H154V80H147L142 82L140 81L137 89L139 92H143V84ZM38 217V216H37ZM33 227V234L35 235L36 239L45 243V244H51L54 242H57L59 239L62 237V233L59 231V229L52 227L50 225H42V221H36L32 225Z\"/></svg>",
    "mask_w": 264,
    "mask_h": 264
}]
</instances>
